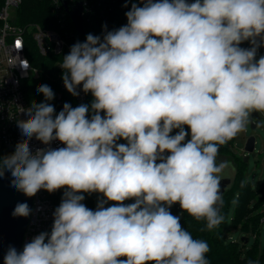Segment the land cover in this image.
Returning a JSON list of instances; mask_svg holds the SVG:
<instances>
[{"label": "clouds", "instance_id": "1", "mask_svg": "<svg viewBox=\"0 0 264 264\" xmlns=\"http://www.w3.org/2000/svg\"><path fill=\"white\" fill-rule=\"evenodd\" d=\"M140 2L125 13L126 25L88 34L63 56L65 88L78 96L82 85L90 106L65 103L55 114L46 102L54 92L41 84L45 102L20 108L27 139L0 157V176L10 171L28 197L65 191L51 232L21 252L9 247L4 264H209L207 242L170 208L178 203L209 231L224 220L220 182L229 164L217 163L219 147L264 113V56L255 59L264 0ZM245 40L250 49L239 47ZM33 136L65 147L33 153ZM93 192L105 198L95 211L80 194ZM127 199L135 202L125 206ZM29 215L27 203L13 211Z\"/></svg>", "mask_w": 264, "mask_h": 264}, {"label": "built area", "instance_id": "2", "mask_svg": "<svg viewBox=\"0 0 264 264\" xmlns=\"http://www.w3.org/2000/svg\"><path fill=\"white\" fill-rule=\"evenodd\" d=\"M55 16V27L45 28L35 22H20L19 8L23 0H0V157L11 155L16 145L27 139L18 127L19 120L28 117L20 112V108L27 109L33 103L24 92L25 83L36 76V54L41 56L54 55L55 67H60L63 56L71 49L68 40L77 31L70 17V11L77 3L81 4L82 24L96 25L105 28L108 25L107 15L117 0H47ZM156 2V0H154ZM188 3L194 0H187ZM65 3V4H64ZM260 43L261 38L257 37ZM239 47L250 49L252 44L245 40ZM264 56V44L257 48L255 59ZM22 61H27L25 66ZM78 96H73L65 88L63 79L58 83L54 99L46 101L55 108V114L63 110L65 103L73 108L81 104L91 105L92 95L82 91V85L77 88ZM90 99L89 104H87ZM103 116L104 113L101 112ZM91 117V112L88 114ZM29 147L33 153L41 148L58 149L65 147L63 143L54 140L50 145H44L35 136L31 138ZM127 141L125 140V144ZM60 204L53 201L48 191L39 190L32 196V204L27 225L23 233L20 252L26 243L41 232H51L54 217L53 213ZM175 213L178 214L177 205ZM264 223V216L261 218ZM121 259H125L121 257Z\"/></svg>", "mask_w": 264, "mask_h": 264}, {"label": "trees", "instance_id": "3", "mask_svg": "<svg viewBox=\"0 0 264 264\" xmlns=\"http://www.w3.org/2000/svg\"><path fill=\"white\" fill-rule=\"evenodd\" d=\"M137 3L138 6H143L140 0H117L114 7L108 11L107 31H113L119 29L121 26L127 24V17L125 13L131 9L132 3ZM20 22H35L45 28L55 27V16L51 10L50 4L47 0H23L19 8ZM84 34L74 32V36L68 40L70 46L77 42H84L88 34L94 36H103L105 28L98 27L96 25L84 24ZM35 66L37 67V73L35 77L30 78L24 85V92L28 99L31 101H42L44 96L37 91V88L41 84H46L52 91L58 89V83L62 80L63 69L61 67H55L54 63L57 59L54 55L41 56L36 54ZM91 93L89 92V95ZM90 99L87 104H89ZM186 131H190L185 126ZM186 137V140L189 139ZM117 143L125 144L124 139H120ZM228 153L232 157L230 161L236 170L234 181L229 189L224 191L223 205L220 209V214L224 217L223 222L211 231L206 228V221L196 220L186 212L181 211L180 222L181 225L191 233L194 239H200L207 242L210 251L206 254V258L209 264H264V252L258 253L254 250H250L245 256L242 254L243 250L239 248L238 242H225V223L227 219V213L229 203L232 197H235V208L232 215V225H240L242 228L249 229L251 227L254 233H259L261 218L264 216V212L260 211V205L264 204V178L257 181L256 187L253 188L250 181H247L243 176V169L245 161L243 158L238 157L234 153L230 152L224 145L219 147V155L217 157V163L219 162V156ZM65 189H59L55 192L49 193L50 198L61 203ZM85 196L82 201L89 209L95 211L97 203L100 200L105 199L103 194L98 192L93 193H80ZM252 194V195H250ZM254 201V207L249 209V203ZM134 199H127L123 201V204L130 205L134 203ZM115 202H108L105 207L112 206ZM251 225V226H250ZM247 241V239H246Z\"/></svg>", "mask_w": 264, "mask_h": 264}, {"label": "rangeland", "instance_id": "4", "mask_svg": "<svg viewBox=\"0 0 264 264\" xmlns=\"http://www.w3.org/2000/svg\"><path fill=\"white\" fill-rule=\"evenodd\" d=\"M260 123L261 126H257ZM255 127L252 128L251 125ZM177 130H173L172 135H175ZM249 136L255 137L254 150L251 153H247L244 150L245 140ZM224 147L230 152L234 153L238 157L244 158L247 156L245 161L243 176L247 181H250L252 187L255 188L257 181L264 178V113H253L249 123L245 129L238 133L232 140L228 141ZM232 156L227 152L219 156V162L221 161H232ZM252 195V194H250ZM235 197H232L229 203L227 219L225 223V242H238L239 248L243 250L242 254L245 256L250 250L254 252H264V223L260 224L259 233H254L251 229L242 228L240 225H232V215L235 208ZM177 205L178 214L175 213V206ZM254 207V201L249 203V209ZM181 208L179 204H174L170 208V212L175 216H180ZM260 211L264 212V204L260 205ZM251 226V225H250ZM247 239V241H246Z\"/></svg>", "mask_w": 264, "mask_h": 264}, {"label": "water", "instance_id": "5", "mask_svg": "<svg viewBox=\"0 0 264 264\" xmlns=\"http://www.w3.org/2000/svg\"><path fill=\"white\" fill-rule=\"evenodd\" d=\"M65 4V3H64ZM81 4L77 3L70 11V17L79 34H84L85 28L82 24ZM255 127L254 124L251 125ZM255 137L249 136L244 143V150L251 153L254 150ZM247 160V156L243 161ZM229 167L225 170L224 176L220 182L221 193L229 189L234 181L236 170L234 165L227 161ZM13 177L11 172L6 170L3 176H0V264H4V256L9 247H14L20 252L23 233L25 231L28 217L13 216V211L18 203H27L31 210L32 197L26 196L22 191L17 190L12 185ZM221 209V207H220Z\"/></svg>", "mask_w": 264, "mask_h": 264}]
</instances>
